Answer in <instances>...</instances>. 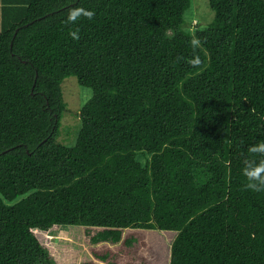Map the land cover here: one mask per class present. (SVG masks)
Listing matches in <instances>:
<instances>
[{"label":"trees","instance_id":"16d2710c","mask_svg":"<svg viewBox=\"0 0 264 264\" xmlns=\"http://www.w3.org/2000/svg\"><path fill=\"white\" fill-rule=\"evenodd\" d=\"M190 4L26 0L4 22L0 264H56L42 234L61 226L89 238L82 264H264V191L242 174L264 141V0H208L193 33ZM75 7L95 15L66 23ZM70 76L92 89L73 147Z\"/></svg>","mask_w":264,"mask_h":264},{"label":"rangeland","instance_id":"374dc122","mask_svg":"<svg viewBox=\"0 0 264 264\" xmlns=\"http://www.w3.org/2000/svg\"><path fill=\"white\" fill-rule=\"evenodd\" d=\"M213 16L208 0H191L190 6L184 12L182 27L191 33L202 30L212 21ZM61 95L64 108L56 131V141L73 147L81 124L79 114L91 98L92 89L79 85L76 78L70 76L61 83ZM42 238L56 264H82L85 258L93 257L89 250V238L79 226H61L42 234ZM108 245L114 251L117 250L114 245ZM106 262L109 264V260Z\"/></svg>","mask_w":264,"mask_h":264},{"label":"clouds","instance_id":"9594fccd","mask_svg":"<svg viewBox=\"0 0 264 264\" xmlns=\"http://www.w3.org/2000/svg\"><path fill=\"white\" fill-rule=\"evenodd\" d=\"M95 15L92 10L85 9L83 7H75L69 10L66 23L76 24L81 18H86L91 20ZM73 40H78L79 30L71 31L69 33ZM193 49L199 48L201 46V38L193 35L189 41ZM192 67H199L202 63L198 55H193L191 59L187 61ZM254 111V109H252ZM248 152L253 156H259L260 159H245L244 167L242 170L243 176L246 178L248 183L245 188L254 192L264 191V141H260L256 144L251 145L248 148Z\"/></svg>","mask_w":264,"mask_h":264},{"label":"crops","instance_id":"0c3cea01","mask_svg":"<svg viewBox=\"0 0 264 264\" xmlns=\"http://www.w3.org/2000/svg\"><path fill=\"white\" fill-rule=\"evenodd\" d=\"M26 4V0H0V30L4 22H13L19 14L17 9H21V5Z\"/></svg>","mask_w":264,"mask_h":264}]
</instances>
